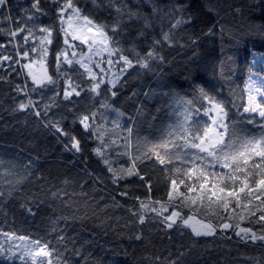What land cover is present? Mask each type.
Listing matches in <instances>:
<instances>
[{
    "label": "trees",
    "instance_id": "16d2710c",
    "mask_svg": "<svg viewBox=\"0 0 264 264\" xmlns=\"http://www.w3.org/2000/svg\"><path fill=\"white\" fill-rule=\"evenodd\" d=\"M55 2L42 0L46 12L41 16L43 24H59ZM154 2L160 9L155 14L150 0H127L129 7L138 9L142 18L124 20L128 28L127 33H122L124 54L135 60V53L130 50V45L135 42L142 56H147L155 37L162 42L156 50L165 59L150 60L147 70L134 63L120 78L121 83L116 86L119 88L117 97H111L110 93L97 95L90 92L83 99L76 97V107L96 111L97 116L92 122L106 125L109 130L104 139L111 143V147L103 150L111 166L127 169L132 167L136 158L138 169L149 170L146 166H151L155 187L149 191L148 185L141 186L138 183L140 178L135 175L119 183L111 179L108 165L93 151L95 147L102 146L97 133L85 129L78 120L73 121L70 113L74 109L64 107L62 91L57 98L61 106L54 108L53 113L63 111L67 114L63 125L81 139L82 153L66 150L64 144L69 142L68 137L54 127L31 114L13 112V98H19L14 85L21 83L20 75L13 72L10 80L0 81V192L5 193L0 198V232L13 231L17 236L45 239L50 242L48 246L54 258L59 255L71 259L72 264H264V248L255 246V242L239 240L232 231H228L225 238H193L194 234L157 229L155 221L142 226L132 209V205L140 203L133 199V195L142 199L147 195L151 201L157 202L154 206L159 207L160 200L169 199L167 193L172 189L171 180L184 178L183 172L174 174V170L187 169L189 165L185 161L171 160L160 164L155 155L144 159L139 157L142 153L147 155L152 144L170 139L169 131L183 118L181 112L185 99L195 98L198 110L192 120L210 122L209 115L199 110L200 104L207 108L208 99L200 97L198 88L193 90L194 86L202 85L217 102H223L229 124L232 118L247 120L254 117L257 123L247 127L252 132L259 131L257 125L264 120L257 115L243 113V109L245 84L251 74L249 69H255L253 54L264 53V0ZM32 3L33 0H10V16L14 19H9L8 14L0 19V45L11 48L7 31L20 24V17ZM79 4L86 11L93 10L98 23L111 24L119 18L109 0H79ZM177 4L182 6V12L175 8ZM144 16L152 21V27L144 28L146 35L137 38L138 31L144 27ZM178 19L183 21L180 25H176ZM169 29L173 34L172 44L163 41L162 37V33ZM106 31L113 34L111 29ZM24 35L26 33H19L11 39L22 40ZM60 41L63 47V33H60ZM55 43L54 32L53 45ZM75 43L85 50L81 43ZM49 47L48 74L60 79L61 88H64L66 82L55 71L52 45ZM67 67L84 72L78 64ZM3 72L0 69V75ZM83 79L90 80L86 75ZM103 89L104 85H101ZM45 92L51 95L47 90ZM105 94L127 114L121 118L119 129H114L112 124L117 114L102 107ZM81 96H84L83 92ZM259 102L264 104V99ZM128 128L132 129L131 134L126 131ZM234 147L239 149L240 143ZM158 151L172 150L161 148ZM29 160L34 161V166H28ZM214 171L228 170L216 165ZM17 176L24 177L19 184L16 183ZM196 179L193 177L186 183ZM125 183L132 186L126 189ZM10 188L14 191L9 196ZM57 190H61L60 194L53 196L52 192ZM124 191L133 195L125 197L121 194ZM178 191L188 194L184 185H180ZM26 199L33 207L32 213L23 206ZM176 199L179 206V198ZM168 211L170 213L171 208ZM242 226H248L247 220L242 222ZM140 232H143V238L138 237ZM58 236L68 237L70 243L67 247L58 240ZM73 248L81 254L75 255ZM0 264L9 263L0 260Z\"/></svg>",
    "mask_w": 264,
    "mask_h": 264
},
{
    "label": "snow or ice",
    "instance_id": "6c2138e0",
    "mask_svg": "<svg viewBox=\"0 0 264 264\" xmlns=\"http://www.w3.org/2000/svg\"><path fill=\"white\" fill-rule=\"evenodd\" d=\"M150 2H152L153 13H158L160 9L157 4L154 0ZM109 4L115 8L119 17L111 24L98 23L94 11H86L80 6L79 0H63L62 3L56 0L54 7L59 14L57 25L41 22V16L46 14L45 7L42 0H33L31 8H26L24 16L20 17V24L7 31L11 48L0 45V69L4 70L3 75H0V81L10 80V73L13 72L20 75L21 83L14 85L19 98H13L12 111L23 112L25 115L31 114L49 127H54L55 130L68 137L69 142L64 144L66 150L82 153L84 146L81 139L76 138L63 125L67 114L63 111L53 113L54 108L61 106L57 98L62 91L64 107L74 109L70 113L73 121L78 120L85 129L97 133V139L102 142V146L95 147L93 151L105 165H108V171L112 173L111 179L119 183L120 180H126L127 177L135 175L140 178L138 183L141 186L147 184L150 191L155 187L151 166H146L149 170L138 169L136 166L138 159L134 158L132 167L114 169L108 155L103 150L111 147V143L104 139L105 133L109 131L106 125L92 122V119L97 116L96 111L76 107V97L83 99L89 96L90 92L97 95L110 93L111 97H117L119 88L116 86L121 83L120 78L124 72L132 68L134 63L147 70L150 68V60L165 59L156 50V46L161 45L162 42L155 37L151 46L152 50L147 56H142L135 42L130 45V50L135 53V60L124 54L126 49L122 33L128 31L124 20H139L142 17L138 9L134 10L129 7L127 0H109ZM9 5L10 0H0V19H3L6 14L9 19H14L10 16ZM175 8H180L181 12L183 10L179 4L175 5ZM169 11H174V9H169ZM182 22V19H178L176 25ZM143 25L144 27L137 33V38L146 35L144 28H151L152 21L144 16ZM106 29H111L113 34L109 35ZM211 31L212 29L209 28V32ZM54 32L56 33L55 45H53ZM19 33H26L22 40L11 39L17 37ZM60 33H63V47H61ZM162 37L163 41H167L168 44L174 42L171 29L163 32ZM76 40L87 45L88 52H84L75 43ZM50 45H52L51 51L56 64L55 71L67 85L64 88H61L60 79L49 75L47 71ZM105 54L108 57L106 60L108 69L117 64V60L113 57L123 61V71L114 73L108 82L111 88L103 80L98 79L107 72V69L103 67ZM97 57L100 59H96ZM74 64L80 65L85 71L81 73L75 67H67ZM37 66L40 71L37 70ZM97 67L99 71L95 70ZM249 71L252 72V69ZM85 75L91 79L84 80ZM102 84H104L103 90H101ZM50 85H55V87H50ZM197 88L200 97L207 98L209 105L215 103V109L206 108L203 104L199 106V110L208 115L215 111V115H211V121L192 120V116L198 110L195 98L185 99L184 110L181 112L183 118L169 131L170 139L160 144H152L147 155L142 153L139 157V159H144L155 155L160 164H167L171 160H182L189 165L187 169L176 168L174 170V174L183 172L184 178L171 180L172 189L167 193L169 199L160 200L159 207H156L154 205L157 202L151 201L147 195L142 199L128 191L121 194L125 197L133 195V199L140 201L139 205H132V209L142 226H146V222L155 221L157 229L165 228L181 234H194L193 238H225L228 231H232L239 240L247 243L255 242V246L264 248V122L257 125L258 132H252L247 127L248 124L257 123L254 117L247 120L232 118L229 124L227 122L228 112L224 109L223 102H217L215 97L202 85L194 86L193 90L197 91ZM45 90L51 95H47ZM82 92L84 96H81ZM248 105L244 108V112L258 111L259 117L264 120V104H257L255 98L250 95ZM102 107L111 109L117 114L112 124L114 129H119L121 118L127 114L116 107L107 94H105ZM50 113H52L51 118ZM126 131L131 134L132 129L128 128ZM237 142L240 143L239 149L234 147ZM161 148L172 151L161 153L158 151ZM216 165L228 171L215 172ZM28 166H34V161L29 160ZM25 171H28V168ZM193 177L197 178L195 182L186 183V180L190 181ZM23 179L24 177L17 176L16 183L19 184ZM43 179L44 177L41 176V180ZM64 183L67 184L68 181L65 180ZM180 185L187 188L188 194L178 191ZM123 186L127 189L132 185L125 183ZM13 191L14 188H10L8 195L10 196ZM60 191H53L52 195L57 196ZM4 196L5 193L0 192V198ZM32 198L35 199V195ZM176 198H179V206H177ZM29 205L30 202L26 199L23 206L27 212L32 213L33 207ZM169 208H171L170 213ZM184 209L188 211L185 212ZM148 213H154V215L149 216ZM245 220L248 226H242ZM52 230L55 231V228ZM0 234L5 237V244H0V256L6 257L8 261L19 259L22 264H72L71 259L62 258L59 255L54 258L48 246L50 242L45 239L17 236L13 231ZM9 237L19 240L20 243L8 244ZM138 237L143 238V232L138 233ZM58 240L64 243L65 247L70 243L67 236H58ZM73 253L81 254L75 248H73Z\"/></svg>",
    "mask_w": 264,
    "mask_h": 264
},
{
    "label": "rangeland",
    "instance_id": "374dc122",
    "mask_svg": "<svg viewBox=\"0 0 264 264\" xmlns=\"http://www.w3.org/2000/svg\"><path fill=\"white\" fill-rule=\"evenodd\" d=\"M75 42L81 43L84 46V49H85L84 52H88V46L83 44L82 41L76 40ZM77 55H78V53H77ZM107 58H108L107 54H105V57H104L105 64L103 65V67H105L107 69V72H106L105 75H102V76L98 77V79L103 80L105 84H108L111 76L114 73L123 71V61L122 60H119L118 58L113 57L114 59L117 60V64L113 65L110 69H108V66L106 64ZM96 59H100V58L97 57ZM25 62H27V61L25 60ZM252 64L254 65L255 69L251 72V74L247 78V81H246V84H245V95H246L245 107L249 106L248 105V100H249V96L250 95L255 98V101H256L257 104H260L259 101L261 99H264V53L263 54H255L254 53L253 54V59H252ZM129 69L130 68H128L124 72V75L127 73V71ZM261 69H262V71H261ZM37 70L40 71L39 66H37ZM95 70L99 71V68L97 67ZM123 76H121V77H123ZM89 78L91 79V77H89ZM102 85H104V84H102ZM108 85L110 87H112L110 84H108ZM207 107H211V108L215 109V103H213L212 105L208 104ZM243 113H245V114H253V115L259 116V112L258 111L257 112H253V113H247V112H244V109H243ZM211 115H215V111H213L211 113ZM211 115H209V120L210 121H211ZM0 233H2V232H0ZM13 242H15L16 244L20 243L19 240H14V238L9 237L7 243L8 244H12ZM0 244H5V237H4L3 234H0ZM0 260L4 261L6 263H9V264H22V262L19 259L15 260V261H8L6 259V257H3V256H0Z\"/></svg>",
    "mask_w": 264,
    "mask_h": 264
}]
</instances>
